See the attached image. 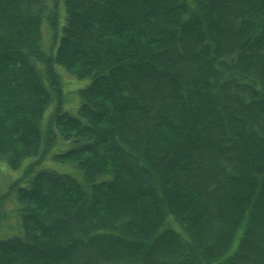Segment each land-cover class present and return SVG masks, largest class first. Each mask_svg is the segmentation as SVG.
Instances as JSON below:
<instances>
[{"label":"trees","instance_id":"trees-1","mask_svg":"<svg viewBox=\"0 0 264 264\" xmlns=\"http://www.w3.org/2000/svg\"><path fill=\"white\" fill-rule=\"evenodd\" d=\"M0 264H264V0H0Z\"/></svg>","mask_w":264,"mask_h":264},{"label":"rangeland","instance_id":"rangeland-1","mask_svg":"<svg viewBox=\"0 0 264 264\" xmlns=\"http://www.w3.org/2000/svg\"><path fill=\"white\" fill-rule=\"evenodd\" d=\"M55 42L51 40V33L45 28L44 30V46L46 49H54ZM61 73H65L62 69L60 70ZM64 82H65V89L67 90V105L65 106V110L69 111L72 114H77L78 108L80 105V93H78V90L84 88L89 80H78L73 77H71L69 74H65L63 76ZM49 114V112H48ZM21 171H17L15 173L9 172L7 169H5V175L8 176L9 179H14L19 176ZM9 208H11V205H9ZM171 226H174V223H170ZM178 228V227H177Z\"/></svg>","mask_w":264,"mask_h":264}]
</instances>
